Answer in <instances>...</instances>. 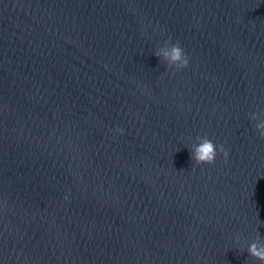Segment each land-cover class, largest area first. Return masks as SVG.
<instances>
[{
  "label": "water",
  "instance_id": "95a60500",
  "mask_svg": "<svg viewBox=\"0 0 264 264\" xmlns=\"http://www.w3.org/2000/svg\"><path fill=\"white\" fill-rule=\"evenodd\" d=\"M259 122L264 0H0V264H264Z\"/></svg>",
  "mask_w": 264,
  "mask_h": 264
},
{
  "label": "clouds",
  "instance_id": "9594fccd",
  "mask_svg": "<svg viewBox=\"0 0 264 264\" xmlns=\"http://www.w3.org/2000/svg\"><path fill=\"white\" fill-rule=\"evenodd\" d=\"M161 53H163V58L168 61L170 65H176L178 68H183L188 64V58L178 43L171 45V47L160 48L156 55L161 56ZM253 119H257L256 114H253ZM255 127L259 130L260 137L264 139V122L257 123ZM119 131L123 132V129H120ZM198 139H200V143L195 145L190 152L191 159L195 161L196 164L201 165L214 163L217 155V146L207 137H198ZM219 151L223 154L226 160L229 154L228 151L225 150L222 145L219 146ZM247 251L252 257L264 262V244L254 241L248 246Z\"/></svg>",
  "mask_w": 264,
  "mask_h": 264
}]
</instances>
